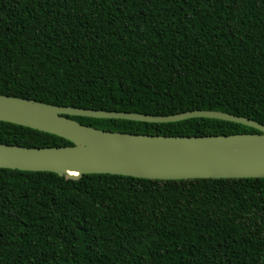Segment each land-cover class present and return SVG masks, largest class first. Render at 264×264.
Returning a JSON list of instances; mask_svg holds the SVG:
<instances>
[{"label":"trees","instance_id":"1","mask_svg":"<svg viewBox=\"0 0 264 264\" xmlns=\"http://www.w3.org/2000/svg\"><path fill=\"white\" fill-rule=\"evenodd\" d=\"M0 95L264 126V0H0ZM70 119L133 135L259 134L214 119ZM0 144L71 145L6 122ZM0 264H264V179L0 169Z\"/></svg>","mask_w":264,"mask_h":264},{"label":"water","instance_id":"2","mask_svg":"<svg viewBox=\"0 0 264 264\" xmlns=\"http://www.w3.org/2000/svg\"><path fill=\"white\" fill-rule=\"evenodd\" d=\"M70 117L149 124L214 119L239 124L259 134L133 135L97 130ZM0 122L51 134L71 144L44 148L0 144V169L49 172L71 180L94 174L160 181L264 179V126L223 112L188 111L169 116H149L59 107L0 95Z\"/></svg>","mask_w":264,"mask_h":264}]
</instances>
